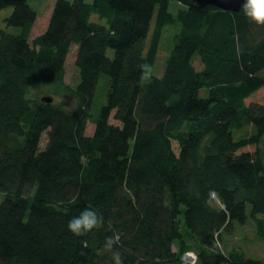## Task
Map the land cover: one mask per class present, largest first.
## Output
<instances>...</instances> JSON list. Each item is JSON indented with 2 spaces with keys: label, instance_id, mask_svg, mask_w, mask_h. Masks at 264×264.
I'll return each mask as SVG.
<instances>
[{
  "label": "trees",
  "instance_id": "1",
  "mask_svg": "<svg viewBox=\"0 0 264 264\" xmlns=\"http://www.w3.org/2000/svg\"><path fill=\"white\" fill-rule=\"evenodd\" d=\"M9 6L3 22L19 32L0 26V264H113L110 236L124 264H184L191 249L195 264H264L217 245L247 223L264 240V26L194 0H55L31 38L38 11L0 0V14ZM169 24L180 27L160 76ZM41 85L63 98L44 100ZM88 208L103 223L75 236L68 222Z\"/></svg>",
  "mask_w": 264,
  "mask_h": 264
},
{
  "label": "rangeland",
  "instance_id": "2",
  "mask_svg": "<svg viewBox=\"0 0 264 264\" xmlns=\"http://www.w3.org/2000/svg\"><path fill=\"white\" fill-rule=\"evenodd\" d=\"M89 2H92L93 0H87ZM55 0H29L30 5L38 11V18L36 20V24L33 28L32 36L31 38L35 37L36 35L43 32L47 26L48 22L50 20V16L52 14L53 5ZM179 8V5L173 1L171 2V11L176 12ZM13 11V7L9 6L0 14V26L7 29L9 32L18 33L19 28L15 26H6V24L3 22V18L10 15ZM94 20H98V17L93 16ZM155 20H153L152 28L154 27ZM178 27H180L178 24H169L165 27L163 37L161 39L160 43V50L158 55V60L155 67V73L157 75H162L164 72V66L166 63V59L170 53V50L173 46L174 42V35L176 31L178 30ZM76 46H73L71 51L69 52L67 59H66V69H65V75H64V82L66 85H70L72 87H75L78 83V68L76 66ZM110 56L114 55V51L112 49H109L108 51ZM198 68H202V64L199 60L196 61ZM108 79L106 77H102L100 79L98 90L96 92V99L94 102V113L98 114V112L101 109V106L103 103L106 102V87H107V81ZM34 93L38 94L40 97L44 96H55V100L62 99L60 95H57L54 93V90H52L51 87H48L46 85L36 86ZM89 132L93 130L92 124H89ZM247 131L250 133L252 132L251 128H248ZM243 131L235 132V137L238 138L239 135H242ZM47 142V134L45 133L43 135V139L41 142V146H45ZM217 245L221 247V250L228 252L232 250L233 248H242L246 251V254L248 256L257 257V258H263L264 259V240L260 239L254 230V226H252L251 223H247L244 226H236L235 229L230 233H225L223 235V240L217 242ZM175 249L176 246H174ZM189 255L190 258L187 260L186 256ZM184 264H195L197 259V253L195 250L191 249L188 252H186L183 257Z\"/></svg>",
  "mask_w": 264,
  "mask_h": 264
},
{
  "label": "clouds",
  "instance_id": "3",
  "mask_svg": "<svg viewBox=\"0 0 264 264\" xmlns=\"http://www.w3.org/2000/svg\"><path fill=\"white\" fill-rule=\"evenodd\" d=\"M245 16L257 25L264 26V0H243L241 5ZM143 70L142 80L150 81L153 75V66L147 63L139 66ZM103 223L102 215L94 209H85L78 216H74L68 222V229L75 236L83 237L92 232ZM119 243V237H108L103 250L112 254L113 264H124L123 257L119 251L114 250ZM86 247V242L82 241Z\"/></svg>",
  "mask_w": 264,
  "mask_h": 264
},
{
  "label": "water",
  "instance_id": "4",
  "mask_svg": "<svg viewBox=\"0 0 264 264\" xmlns=\"http://www.w3.org/2000/svg\"><path fill=\"white\" fill-rule=\"evenodd\" d=\"M12 1H21V0H12ZM199 6L203 7L206 5H214L222 9L238 11L241 8L243 0H194ZM44 100L48 102L53 101V97L44 96Z\"/></svg>",
  "mask_w": 264,
  "mask_h": 264
},
{
  "label": "bare ground",
  "instance_id": "5",
  "mask_svg": "<svg viewBox=\"0 0 264 264\" xmlns=\"http://www.w3.org/2000/svg\"><path fill=\"white\" fill-rule=\"evenodd\" d=\"M189 258H190V256H189V255H187V256H186V259L188 260Z\"/></svg>",
  "mask_w": 264,
  "mask_h": 264
}]
</instances>
